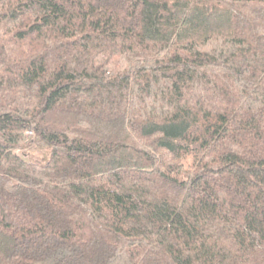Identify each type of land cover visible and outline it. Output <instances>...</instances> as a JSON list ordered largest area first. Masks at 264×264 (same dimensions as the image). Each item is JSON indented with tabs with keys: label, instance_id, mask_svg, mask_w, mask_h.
I'll list each match as a JSON object with an SVG mask.
<instances>
[{
	"label": "trees",
	"instance_id": "trees-1",
	"mask_svg": "<svg viewBox=\"0 0 264 264\" xmlns=\"http://www.w3.org/2000/svg\"><path fill=\"white\" fill-rule=\"evenodd\" d=\"M0 264H264V0H0Z\"/></svg>",
	"mask_w": 264,
	"mask_h": 264
}]
</instances>
